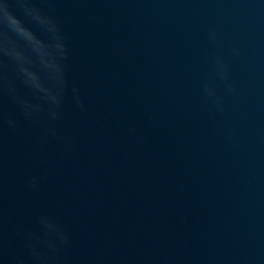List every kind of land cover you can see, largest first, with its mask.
Instances as JSON below:
<instances>
[{
    "label": "water",
    "instance_id": "water-1",
    "mask_svg": "<svg viewBox=\"0 0 264 264\" xmlns=\"http://www.w3.org/2000/svg\"><path fill=\"white\" fill-rule=\"evenodd\" d=\"M0 212L34 264H264V0H0Z\"/></svg>",
    "mask_w": 264,
    "mask_h": 264
}]
</instances>
